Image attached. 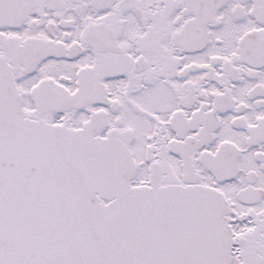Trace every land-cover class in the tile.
I'll return each instance as SVG.
<instances>
[{"label": "snow or ice", "instance_id": "6c2138e0", "mask_svg": "<svg viewBox=\"0 0 264 264\" xmlns=\"http://www.w3.org/2000/svg\"><path fill=\"white\" fill-rule=\"evenodd\" d=\"M0 264H264V0H0Z\"/></svg>", "mask_w": 264, "mask_h": 264}]
</instances>
